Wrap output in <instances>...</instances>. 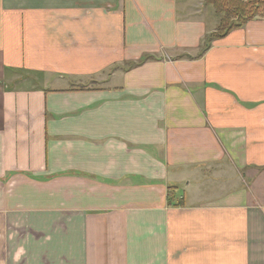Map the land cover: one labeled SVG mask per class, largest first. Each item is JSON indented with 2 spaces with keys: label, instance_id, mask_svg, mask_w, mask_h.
I'll list each match as a JSON object with an SVG mask.
<instances>
[{
  "label": "crops",
  "instance_id": "crops-1",
  "mask_svg": "<svg viewBox=\"0 0 264 264\" xmlns=\"http://www.w3.org/2000/svg\"><path fill=\"white\" fill-rule=\"evenodd\" d=\"M218 22L0 0V260L264 264V19L206 46Z\"/></svg>",
  "mask_w": 264,
  "mask_h": 264
},
{
  "label": "trees",
  "instance_id": "trees-1",
  "mask_svg": "<svg viewBox=\"0 0 264 264\" xmlns=\"http://www.w3.org/2000/svg\"><path fill=\"white\" fill-rule=\"evenodd\" d=\"M211 5L219 17L218 25L207 37L206 46L213 40L225 36L235 28L242 27L249 20L260 17L264 19V0H204ZM152 56H142L139 60L129 63L130 66L137 65ZM176 186H168L167 200L173 203Z\"/></svg>",
  "mask_w": 264,
  "mask_h": 264
},
{
  "label": "clouds",
  "instance_id": "clouds-1",
  "mask_svg": "<svg viewBox=\"0 0 264 264\" xmlns=\"http://www.w3.org/2000/svg\"><path fill=\"white\" fill-rule=\"evenodd\" d=\"M24 253H25V249L23 247H18L11 257L13 264H19ZM0 264H6V262L3 260H0Z\"/></svg>",
  "mask_w": 264,
  "mask_h": 264
}]
</instances>
